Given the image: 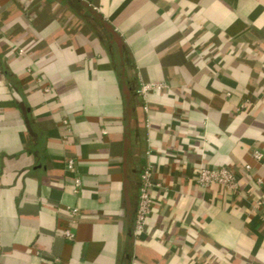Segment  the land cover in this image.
<instances>
[{
  "label": "crops",
  "instance_id": "obj_1",
  "mask_svg": "<svg viewBox=\"0 0 264 264\" xmlns=\"http://www.w3.org/2000/svg\"><path fill=\"white\" fill-rule=\"evenodd\" d=\"M255 151L264 0H0V264H264Z\"/></svg>",
  "mask_w": 264,
  "mask_h": 264
},
{
  "label": "built area",
  "instance_id": "obj_2",
  "mask_svg": "<svg viewBox=\"0 0 264 264\" xmlns=\"http://www.w3.org/2000/svg\"><path fill=\"white\" fill-rule=\"evenodd\" d=\"M164 83L149 82L145 83L140 92L146 95L152 90H161L165 88ZM254 156L256 159L261 160L264 158V153L262 151H255ZM75 162L73 159L68 160V167L74 169ZM248 168L250 166H247ZM153 169L152 166H148L142 174V186L140 190V200L136 215V227L135 234L139 235L145 231L147 226L148 217L152 211V196L151 189L154 186L152 181ZM197 181L203 187H210L212 185H221L224 189L232 192H236L239 188V182L236 178L234 171L226 165H222L217 168L202 167L197 172ZM82 180L80 177L75 179V192H78L81 188ZM70 212L73 216L79 213L77 207L71 208ZM65 236L73 241L75 239L74 231L69 228L64 230Z\"/></svg>",
  "mask_w": 264,
  "mask_h": 264
}]
</instances>
